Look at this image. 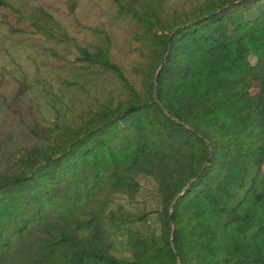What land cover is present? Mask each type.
Segmentation results:
<instances>
[{
    "label": "trees",
    "instance_id": "trees-1",
    "mask_svg": "<svg viewBox=\"0 0 264 264\" xmlns=\"http://www.w3.org/2000/svg\"><path fill=\"white\" fill-rule=\"evenodd\" d=\"M110 1L134 24V79L107 29L83 24L98 40L81 44L43 5L0 0L124 90L77 123L29 113L31 142L0 132V264H264V0ZM66 8L78 20L77 0ZM141 173L160 202L150 229L114 203ZM118 237L128 257L113 253Z\"/></svg>",
    "mask_w": 264,
    "mask_h": 264
},
{
    "label": "rangeland",
    "instance_id": "rangeland-1",
    "mask_svg": "<svg viewBox=\"0 0 264 264\" xmlns=\"http://www.w3.org/2000/svg\"><path fill=\"white\" fill-rule=\"evenodd\" d=\"M172 10L189 6L193 0H164ZM28 12L43 5L66 26L81 44L98 40L96 32L84 25L105 28L112 38V55L125 73L135 78L132 65L139 61L138 41L134 38L133 21L116 13L110 0H77V19L68 14L66 0H9ZM12 10L0 6V132L15 147L32 141L23 119L35 112L42 119L77 123L99 100H117L124 96L119 80L110 72L88 66L77 58L71 42H61L40 33L25 31L28 24ZM25 81L23 98H13ZM32 108V109H31ZM11 137V138H10ZM139 190L132 196L118 195L114 203L131 213H147L145 224L133 227L150 229L157 226L156 210L160 207L156 183L151 175L141 173ZM113 203V204H114ZM118 237L113 253L128 257L130 251Z\"/></svg>",
    "mask_w": 264,
    "mask_h": 264
}]
</instances>
